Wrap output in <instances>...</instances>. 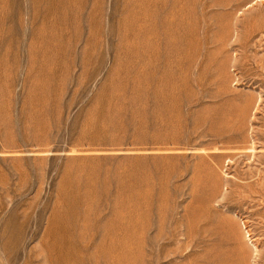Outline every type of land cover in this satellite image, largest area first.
<instances>
[{"label":"rangeland","instance_id":"rangeland-1","mask_svg":"<svg viewBox=\"0 0 264 264\" xmlns=\"http://www.w3.org/2000/svg\"><path fill=\"white\" fill-rule=\"evenodd\" d=\"M0 264H264V0H0Z\"/></svg>","mask_w":264,"mask_h":264}]
</instances>
